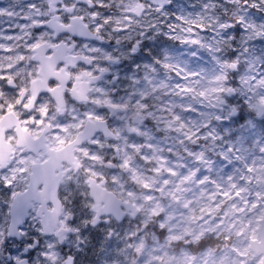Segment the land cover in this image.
Masks as SVG:
<instances>
[{
    "label": "snow or ice",
    "instance_id": "obj_1",
    "mask_svg": "<svg viewBox=\"0 0 264 264\" xmlns=\"http://www.w3.org/2000/svg\"><path fill=\"white\" fill-rule=\"evenodd\" d=\"M2 23L0 264H264V0Z\"/></svg>",
    "mask_w": 264,
    "mask_h": 264
},
{
    "label": "flooded vegetation",
    "instance_id": "obj_2",
    "mask_svg": "<svg viewBox=\"0 0 264 264\" xmlns=\"http://www.w3.org/2000/svg\"><path fill=\"white\" fill-rule=\"evenodd\" d=\"M8 3V0H0V5H5ZM0 28H4L5 30H8V24L2 23L0 24ZM8 34H13L12 31H9Z\"/></svg>",
    "mask_w": 264,
    "mask_h": 264
}]
</instances>
